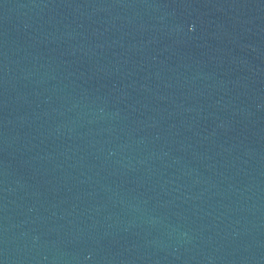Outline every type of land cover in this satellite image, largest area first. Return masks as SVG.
Here are the masks:
<instances>
[{"label": "water", "instance_id": "1", "mask_svg": "<svg viewBox=\"0 0 264 264\" xmlns=\"http://www.w3.org/2000/svg\"><path fill=\"white\" fill-rule=\"evenodd\" d=\"M0 264H264V0H0Z\"/></svg>", "mask_w": 264, "mask_h": 264}]
</instances>
